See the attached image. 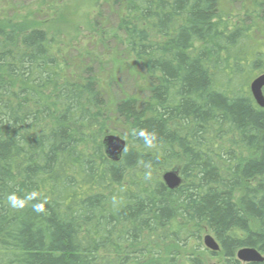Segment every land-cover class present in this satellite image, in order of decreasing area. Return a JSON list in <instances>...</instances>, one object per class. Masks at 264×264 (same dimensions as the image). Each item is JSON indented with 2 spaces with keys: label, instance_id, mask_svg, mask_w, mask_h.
<instances>
[{
  "label": "trees",
  "instance_id": "obj_1",
  "mask_svg": "<svg viewBox=\"0 0 264 264\" xmlns=\"http://www.w3.org/2000/svg\"><path fill=\"white\" fill-rule=\"evenodd\" d=\"M109 2L118 29L97 30L148 84L111 110L93 66L70 76L55 35L0 18V264H205L176 249L163 263L160 247L200 244L203 228L224 264H242V248L263 254L264 108L250 84L264 73V0ZM140 130L156 133L152 147ZM108 134L127 142L118 161ZM13 192L36 196L12 208Z\"/></svg>",
  "mask_w": 264,
  "mask_h": 264
},
{
  "label": "rangeland",
  "instance_id": "obj_2",
  "mask_svg": "<svg viewBox=\"0 0 264 264\" xmlns=\"http://www.w3.org/2000/svg\"><path fill=\"white\" fill-rule=\"evenodd\" d=\"M108 2L109 0H2L0 18L18 21L19 25L26 21L27 25L34 24L46 28L51 35H55L59 41L60 59L65 63L63 69H67L70 76L76 63L80 64L81 71L86 66H93L104 84L106 82L104 95L111 110L126 95L146 98L148 84L145 71L125 52L119 41L110 34L101 38L97 30L100 28L114 33L118 29L117 9ZM232 10L237 12L240 8L232 4ZM96 22L100 27H96ZM80 69L76 78L81 73ZM73 75L75 76V73ZM114 123L109 127H113L115 133L120 134L119 121L115 119ZM245 155L249 156V153ZM171 170L179 172L178 169ZM201 230L200 244L199 240L193 238L185 248H180L177 244H169L164 248L161 244L163 263H166L170 250L176 249L180 253V261L195 254L200 256L205 264H224L221 251L212 252L204 244V237L213 234L206 228ZM155 245L153 244L154 247ZM262 255L264 256V253ZM150 261L148 257L141 263L133 264H148Z\"/></svg>",
  "mask_w": 264,
  "mask_h": 264
},
{
  "label": "water",
  "instance_id": "obj_3",
  "mask_svg": "<svg viewBox=\"0 0 264 264\" xmlns=\"http://www.w3.org/2000/svg\"><path fill=\"white\" fill-rule=\"evenodd\" d=\"M251 94L256 103L264 108V73L256 77L250 84ZM126 140L120 135L108 134L103 139L105 152L107 156L118 161L121 158L123 151L126 148ZM164 183L170 189L178 188L182 183V178L175 170H169L162 175ZM204 244L206 248L212 252H218L220 245L212 235H206L204 237ZM237 258L241 262H263L264 256L260 251L255 248H242L237 252Z\"/></svg>",
  "mask_w": 264,
  "mask_h": 264
},
{
  "label": "clouds",
  "instance_id": "obj_4",
  "mask_svg": "<svg viewBox=\"0 0 264 264\" xmlns=\"http://www.w3.org/2000/svg\"><path fill=\"white\" fill-rule=\"evenodd\" d=\"M139 136L143 139L146 147H152L157 139L155 132H147L146 130H140ZM35 196L36 194L33 192L25 195L24 197H19L13 192L7 197V199L12 208H22L28 201L33 200ZM34 207L38 212L44 210L43 204H36Z\"/></svg>",
  "mask_w": 264,
  "mask_h": 264
}]
</instances>
